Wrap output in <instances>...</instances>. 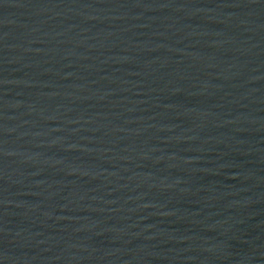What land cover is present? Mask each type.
<instances>
[{"label": "water", "instance_id": "obj_1", "mask_svg": "<svg viewBox=\"0 0 264 264\" xmlns=\"http://www.w3.org/2000/svg\"><path fill=\"white\" fill-rule=\"evenodd\" d=\"M0 264H264V0H0Z\"/></svg>", "mask_w": 264, "mask_h": 264}]
</instances>
